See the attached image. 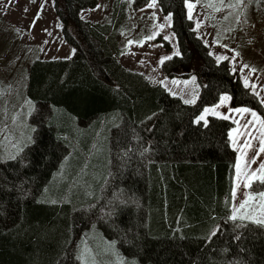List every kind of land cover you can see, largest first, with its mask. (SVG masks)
I'll list each match as a JSON object with an SVG mask.
<instances>
[{
    "label": "trees",
    "instance_id": "16d2710c",
    "mask_svg": "<svg viewBox=\"0 0 264 264\" xmlns=\"http://www.w3.org/2000/svg\"><path fill=\"white\" fill-rule=\"evenodd\" d=\"M148 1L133 0L132 5ZM184 2L156 0L160 11L170 14L178 49V55L161 63V71L169 78H185L188 73L179 71L198 60L194 104H185L116 61L122 53L114 41L120 16L110 23H92L78 13L94 7L96 0H53L61 36L73 54L68 59H33L26 67L25 94L35 111L45 114L22 155L0 162V264L75 263L70 249L75 212L66 201L46 200L44 187L67 150L70 161L78 164L94 139L103 141V134L104 147L97 156L110 162L106 191L119 193L124 202L110 205L112 211L97 224L116 242L123 260L264 264V227L228 219L235 152L227 133L232 123L214 116L194 122L220 94L230 97V108L252 109L261 120L264 107L225 61L216 63L208 54L186 18ZM159 42L169 49L166 41ZM100 122L105 124L98 127ZM20 134L18 141L30 135ZM103 180L94 185V193ZM248 190L264 192V184L254 180ZM216 220L220 226L209 235Z\"/></svg>",
    "mask_w": 264,
    "mask_h": 264
},
{
    "label": "rangeland",
    "instance_id": "374dc122",
    "mask_svg": "<svg viewBox=\"0 0 264 264\" xmlns=\"http://www.w3.org/2000/svg\"><path fill=\"white\" fill-rule=\"evenodd\" d=\"M132 1L96 0L94 7L81 9L78 16L84 21L99 24L110 23L114 16H120L114 41L117 48L122 50L120 59L123 64L183 102L193 97L196 99L199 85L196 79L193 81V77L201 63L194 60L191 66L180 70V73H188L185 78L165 76L161 71V58L178 55L170 30V19H165L169 14L160 11L156 0L154 7L149 6L153 4V0H149L137 8ZM189 3L194 5L192 19L188 18V8L184 2L185 14L192 23L195 36L207 47L208 54L216 63L218 56L228 58L221 61L228 64L230 72L244 87L247 81L249 87L246 88L264 107V0H189ZM60 26L53 0H0V162L22 155L35 139V131L45 113L36 112L35 103L25 94L26 67L33 59L70 57L73 48L64 42ZM157 40L166 41L169 49H163ZM221 96L228 95L220 94L218 101L205 106L197 118L204 114L206 108L214 109L215 114H205V121L208 116L228 117L226 120L234 124L228 130L227 138L229 147L232 145L236 150V168L237 165L241 170L244 165L249 167L250 161L252 169L248 172V178L253 172L264 175V170L260 168L264 164V152L260 151L264 126L251 115L254 110L247 108L249 112H238L237 109L246 107L230 108L228 101L220 104ZM249 121L252 123L249 124ZM105 127L104 132L110 131ZM22 132L30 135L18 141ZM97 142L93 140L88 154L82 156L78 164L73 163L76 161L74 159L70 161L68 156H71V152H65L66 155L44 187V197L48 201H66L75 212V230L71 234L70 247L74 264H133V260L121 261L115 251L116 242L106 238L97 224L112 211L113 206L110 205L124 202L119 193L108 194L106 191L112 170L110 162L97 156L102 151L98 149ZM96 157L98 161H95ZM100 179H104L101 188L94 193L93 187ZM61 187H65L62 193ZM93 195L98 199L88 202ZM244 200L248 201V215L264 219V209L260 207L264 204V198L242 197L240 202ZM238 206L235 205L233 209ZM81 254L83 259H78Z\"/></svg>",
    "mask_w": 264,
    "mask_h": 264
},
{
    "label": "snow or ice",
    "instance_id": "6c2138e0",
    "mask_svg": "<svg viewBox=\"0 0 264 264\" xmlns=\"http://www.w3.org/2000/svg\"><path fill=\"white\" fill-rule=\"evenodd\" d=\"M239 2H242V0H239ZM257 2H258V0H257ZM185 3H186L187 8H188V18L192 19V11H193L194 5L192 3H189V0H185ZM149 6L154 7L155 6V0H153V4H151ZM41 7H43V6H41ZM97 7H99V5ZM25 10L27 11V9H25ZM217 10H219V9H217ZM37 18H39V12L37 13ZM165 19H170V14H169V17H166ZM34 23H35V19L33 21V24ZM151 38H153V37H149V39H151ZM165 39H168V37H165ZM129 43H131V41ZM170 58L171 57H162L160 60V63H163L165 60L170 59ZM225 59H228V58L224 57V56H218L217 62H219L221 60H225ZM245 67H247V66H245ZM194 80H195V78L193 77V81ZM245 87H249L247 81L245 82ZM252 87H255V86L252 85ZM229 99H230V97H228V96H221L220 97V104H224ZM184 103L185 104H194L195 103V97H193L192 99L184 100ZM216 107H219V105H217ZM236 111H238V112H249L250 110L247 108H242V109H237ZM209 112L214 113V109H209V108L204 109V114L199 116L197 118V120L198 121H205V114H207ZM251 115L256 119V121H258L262 126H264V120H261V118L259 116H257V114L255 112H251ZM224 118L227 119L228 117H224ZM248 123L251 124L252 122L249 121ZM229 135L231 136L232 133H229ZM253 138H255V137H253ZM261 145L262 146L260 148V151L264 152V141H261ZM260 168H261V170H264V164H261ZM237 170L239 171V165H237ZM249 180H250V182L248 184H246L245 187H251V181L252 180H257L260 183L264 184V175H258L256 172H253L251 174V176L249 177ZM233 196H235V189L233 190ZM259 196L264 198V192L259 193ZM247 205H248L247 200L240 202L239 206L232 210V215L229 217V219H231L233 221L237 220L238 218L241 220L247 219V220L252 221L258 225H264V219H256L254 216L247 214V212H246V206ZM260 207H261V209H264V204H261ZM241 213H243V214H241ZM78 259H83V254H81V256L78 257ZM133 264H134V262H133Z\"/></svg>",
    "mask_w": 264,
    "mask_h": 264
},
{
    "label": "crops",
    "instance_id": "0c3cea01",
    "mask_svg": "<svg viewBox=\"0 0 264 264\" xmlns=\"http://www.w3.org/2000/svg\"><path fill=\"white\" fill-rule=\"evenodd\" d=\"M73 54V51L71 53V55ZM122 53H120L121 55ZM70 55V57H71ZM120 55L116 58V61L126 70L128 71H131V72H135V71H132L130 69H128L126 67V65L123 64V62L121 61L120 59ZM68 57V58H70ZM68 58H56V59H68ZM44 60V59H42ZM45 60H55V59H45ZM138 73V72H137ZM140 74V73H139ZM142 75V74H141ZM143 76V75H142ZM144 77V76H143ZM145 78V77H144ZM146 79V78H145ZM147 80V79H146ZM148 81V80H147ZM199 122L197 120V117L195 118L194 122ZM201 122V121H200ZM101 124L98 126L100 127L101 125H103V123L105 124V122H100ZM234 126V124H232V127ZM97 133V132H96ZM103 141L101 140L99 143H97L99 146H98V149L102 150L104 145H102L103 143H105V134H103ZM21 143H25L24 141H21ZM79 149V148H78ZM231 149L235 152V159H234V165H233V176H232V184H231V204H230V207H229V213H228V219L229 217L232 215V210H233V207L235 205H239L240 204V199L243 197V199H247L248 197L249 198H252V199H257V198H262L259 196V193H251L249 190H248V187H245L246 184H248L250 182L249 178H248V172L250 173L252 167H251V162L249 161V164L247 167V165H244L242 170H241V167H239V171L237 170L236 168V164H237V160H236V150L235 148L232 147L231 145ZM251 160V159H250ZM71 161H74L73 159ZM246 167V168H245ZM259 175V174H258ZM254 181V180H252ZM251 181V182H252ZM235 189V196H233V190ZM262 193V192H260ZM251 195V196H249ZM210 219H212V222H214V215H211L210 216ZM257 219V218H256ZM231 220V219H229ZM238 221H249L247 219H244V220H241V219H237ZM220 224L218 223V221L216 220V223L212 224V226L209 228V235H211L212 233L216 232V230L219 228ZM264 227V225H262ZM115 251L116 253L118 254V256L121 258V261L123 260V257L119 254V251H118V248H115ZM117 257V255H116Z\"/></svg>",
    "mask_w": 264,
    "mask_h": 264
}]
</instances>
